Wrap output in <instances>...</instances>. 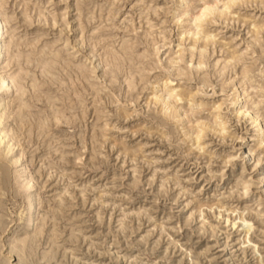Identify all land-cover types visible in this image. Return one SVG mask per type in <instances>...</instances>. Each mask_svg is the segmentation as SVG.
I'll return each instance as SVG.
<instances>
[{
    "label": "rangeland",
    "instance_id": "obj_1",
    "mask_svg": "<svg viewBox=\"0 0 264 264\" xmlns=\"http://www.w3.org/2000/svg\"><path fill=\"white\" fill-rule=\"evenodd\" d=\"M227 1L0 0L5 26L21 55L30 56L23 95L11 93L4 122L14 139L6 142L22 153L35 183V226L43 232L28 241L47 249L54 232L56 244L81 258L76 264H226V255L231 264H264V30L254 27L264 28V1L235 0L229 8ZM204 3L223 14L215 10L196 28L182 14L196 15ZM34 8L56 23L38 21ZM187 28L208 34L210 43L194 45ZM54 55L53 81L34 64ZM78 65L88 78L73 75ZM167 77L189 94L172 98L182 118L151 99ZM237 94L242 100L232 103ZM244 107L260 125L236 113ZM52 110L62 116L58 123ZM11 175L0 155V243L4 228L18 235L26 228L23 191ZM246 243L241 260L234 250ZM114 251L137 260L117 262Z\"/></svg>",
    "mask_w": 264,
    "mask_h": 264
},
{
    "label": "bare ground",
    "instance_id": "obj_2",
    "mask_svg": "<svg viewBox=\"0 0 264 264\" xmlns=\"http://www.w3.org/2000/svg\"><path fill=\"white\" fill-rule=\"evenodd\" d=\"M234 1L235 0L227 1V7L230 6ZM178 6H181V3H179ZM0 7H1V4H0ZM227 7H225V8L228 9L229 7L228 8ZM215 10L218 11V14L216 12V16L218 18L222 17V14H223L222 11L224 9H220L221 12H219V9L217 10V4H213V3L212 4L211 3H204L202 6L199 7V12L196 15L191 14V12H189L188 10L183 12L182 15H184V14L189 15L190 14L191 15L190 22L192 20H194V22L196 23V28H198L202 25V22L205 21V19L208 15H212V14L214 15L215 14ZM33 11H34V16H35L34 18H36L38 21L49 20V21H52V23H56L57 18L55 16L47 17L46 13H43L41 11V9L39 10L37 8H34ZM7 19L8 18L5 17L0 11V155H4V156L8 157V159L12 165V175H13L14 179L16 180L19 188L23 191V196H24V200H25L24 201L25 202V217H24V223L25 224L24 225L26 226V228H25V231L22 232V234H20V235H18L17 231H13L11 229H8V227H7V229L6 228L3 229V231H7V234L5 236L3 235L4 239L0 243V264H61L63 261H70L72 264H76L79 261V259H78L79 256H76L74 254L75 251L72 250L74 248L71 247V249H70V248H66V247H63V246L56 244V242H55L56 234L53 231H52L53 232L52 235H50L51 241L48 239L49 246L47 245L48 246L47 249L41 250L39 247L40 243L39 244L36 243V242H38L37 241V239H38L37 235H39V234L42 235L43 230L39 229L38 227L36 228V226H35V224H36L35 221L37 220V205H38L36 194L34 192L35 183H34L32 177H30L29 175L27 176L25 174L24 166L22 164V153H15L14 148H13V143L8 144L6 142L7 138H10L14 141V139L9 134L10 128H9L8 124L4 123L5 119H6L5 109L9 103L8 98L11 97L12 92L16 93L13 95V97H14V99L17 98V100H18V98H20L18 96L23 95V93H22V95H20L18 93L19 89L22 88L20 81L24 78V75H27V74L23 73V65L30 63V60H29L30 56L28 57V55H26V57H24V55L22 56L21 55L22 53L19 52V50H18L19 43L11 35V33L13 32L12 29H10L12 31V32H10V30H8V28H7L8 26H5V24L7 23L6 22ZM254 27L256 29L255 30L256 33H258L260 31V29L264 30L263 25H255ZM186 32H188V34L196 35L193 38L194 39V45L196 43H198L200 41V39L203 40V42H204L203 46H207L210 43L209 40L211 38H209V35L205 34L203 32H200V30H198V29H195L192 31L191 28L190 29L187 28ZM256 36L257 35L255 34V39L251 40V44H255V41L257 39ZM160 40H158L157 43L160 42ZM155 44H156V42H153L151 45H152V50L154 51L155 55H157V53L159 51H158V47L155 46ZM125 49L126 48H124V50ZM90 54H92V55L89 56V59H92L93 56L95 55V53L92 49H91ZM232 55H234V54H232ZM58 56H59V54H58ZM59 57H61V56H59ZM232 57H234V56H232ZM58 59H60V58H58L57 55H54L52 60L50 61V63L47 60H46L47 62H45V63H41V61L38 63V61H37V63L38 64L41 63V65H35V64H37V63H35L34 66L40 67L39 69H40L41 74L43 76H45L46 78L49 77L50 80L54 81V78H55L54 77V75H55L54 70H56V67L54 65H55V63H57ZM190 61H192V57L190 58ZM91 62H93V60ZM11 63H13V65L18 67L16 72L8 71L9 70L8 67L10 66ZM61 63H62V61H61ZM110 63L111 62H109V65H110ZM202 63H204V60L199 61V64H202ZM66 65L68 66V64H66ZM80 66L78 65L74 70L72 69L73 72L75 73V74L73 73V75H75V77H79L82 79L88 78L86 75L88 70L85 71L83 69V67H80ZM116 66L117 65L115 64V67ZM167 67H170V66L167 65ZM118 72H119L118 69H116V72L114 73V75L116 76V73H118ZM67 75H69V74H67ZM127 81H128L127 87L132 88L134 85L133 78L128 77ZM171 83H172V80H170L167 77V79L162 82L161 88L158 91L154 92L151 99L154 100L155 103H158L162 107V110L168 109L171 112L173 111V114H175L176 116H179L182 118L183 111H181V108H178L176 106V104L174 103L178 99L173 101L172 98H174L175 96L177 97L178 95L179 96H187L189 94L186 92L180 93L179 91H176V88L172 87ZM31 86H32V84H31ZM162 86H163V88H162ZM21 90L22 89H20V91ZM236 92H238L237 88H236ZM183 93H186V94H183ZM94 94L96 96L100 95L99 93H98L99 95L97 94V91H95ZM241 100H242L241 95L237 94L236 97H234L231 102L236 103V102H239ZM10 102L14 103V100L10 101ZM19 102L21 103V101H19ZM57 112L53 111L51 114L49 113L51 115L50 116L51 119L54 120L55 123H58L62 117ZM236 113L239 115L249 116L252 120H254V122L257 123V125H260V123H261L260 116L256 113H254L253 111L249 110L247 107L238 109L236 111ZM19 116H21V115H19ZM24 118L27 120V118H29V117H27V118L24 117ZM19 119L18 120L16 119L17 128L22 129V127H23V124L21 121L22 119L21 120H19ZM25 119H24V121H25ZM180 120H182V119H180ZM26 123H27V121H26ZM200 123H203V122H200ZM222 124L223 123L220 122L218 124L219 126L218 125L216 126V125L210 124V123H203L202 125H204L208 128H212L211 129L212 131L215 130L217 132V131H221L224 128L223 126H221ZM206 127H204V128H206ZM37 129H38V127H37ZM27 130L29 133H31L32 125H29ZM202 130L203 129H201V128H199L197 130V135H196L197 141L200 138ZM184 133H185V135H188L190 132H189V130H187V128H184ZM259 136H261L260 137V146H262L264 144V138L262 137L263 136V129L259 130ZM193 143H195V142H193ZM259 161H260V159H259ZM241 185H242V188H241L242 193L243 194L248 193L250 190L248 183L246 181H242ZM262 196H264V191L262 193ZM20 217L22 219V214H20ZM210 233L212 236L215 235L214 229H211ZM30 235L31 236L33 235V237H32L33 239L37 238V239H35L36 242H35V240H34V242H32L30 240L28 241V239L30 238V237L28 238V236H30ZM40 235H39V237H40ZM70 235L71 236L74 235L73 232H70ZM247 235H249V234H247ZM72 237H75V236H72ZM72 237H71V239H72ZM223 245L227 246V243L224 242ZM247 245H248V243H246L245 245H242L238 248L236 247L234 250L236 252L237 251L240 252L241 260L245 259L247 256L246 255V251H247L246 246ZM200 253H202V252H200ZM111 258L116 260L117 262H122L128 258H133L135 261L137 260L136 256L125 255V254L121 255L115 251L112 253ZM231 261H232L231 257L229 255H226L225 263L231 264ZM193 262L194 261H192L191 263L194 264ZM87 264H93V263L87 262ZM136 264H146V263H144V262L140 263L137 261ZM232 264H235V263L233 262ZM254 264H262V262L257 261Z\"/></svg>",
    "mask_w": 264,
    "mask_h": 264
}]
</instances>
